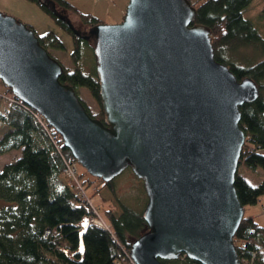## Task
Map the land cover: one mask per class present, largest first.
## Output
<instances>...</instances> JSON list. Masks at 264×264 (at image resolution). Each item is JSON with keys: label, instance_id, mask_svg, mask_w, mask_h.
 Returning <instances> with one entry per match:
<instances>
[{"label": "water", "instance_id": "obj_1", "mask_svg": "<svg viewBox=\"0 0 264 264\" xmlns=\"http://www.w3.org/2000/svg\"><path fill=\"white\" fill-rule=\"evenodd\" d=\"M196 14L191 0H129L121 21L91 26L100 119L60 79L64 65L35 30L0 11L3 83L90 174L110 181L131 167L143 180L148 227L130 247L138 264H170L182 252L202 264H245L235 242L245 214L235 186L247 137L241 106L261 89L216 58Z\"/></svg>", "mask_w": 264, "mask_h": 264}, {"label": "trees", "instance_id": "obj_2", "mask_svg": "<svg viewBox=\"0 0 264 264\" xmlns=\"http://www.w3.org/2000/svg\"><path fill=\"white\" fill-rule=\"evenodd\" d=\"M29 1L36 3L66 30L71 37L70 55L74 62L82 58L88 46L94 49L89 27L103 22L102 18L81 10L74 0ZM252 1L191 0L197 9L195 22L211 29L216 58L227 63L239 79L251 76L260 86L259 97L241 106L240 120L247 137L239 166L244 163L257 170L258 167L264 168V35L250 18L245 17V10ZM114 2L118 5L117 1ZM124 12L125 9L122 16ZM70 14L76 17L75 21ZM261 14L264 15V6ZM70 20L78 32L68 25ZM30 26L52 56V49L66 47L56 31L39 34L33 25ZM241 48H252L258 57L253 61L245 55L248 63L244 64L227 55L231 51L236 54ZM60 79L71 84L75 90L86 86L100 101L96 74L64 65ZM5 87L11 94L7 96L0 92V127H7L0 137V152L22 148V154L0 169V197L6 201L0 205V264L129 262L125 251L130 250L132 240L148 227L143 210L123 202L118 214L108 208L104 213L111 231L90 223V211L81 204L72 180L65 182L62 178L65 163L77 159L46 119L15 96L9 86ZM81 100L90 114L103 118L101 110L94 113ZM114 181L102 182L117 196ZM235 186L244 205L257 203L264 194V178L252 184L239 168ZM235 241L245 264H264V225L253 215L244 214ZM167 260L170 264H202L185 254L182 258Z\"/></svg>", "mask_w": 264, "mask_h": 264}, {"label": "rangeland", "instance_id": "obj_3", "mask_svg": "<svg viewBox=\"0 0 264 264\" xmlns=\"http://www.w3.org/2000/svg\"><path fill=\"white\" fill-rule=\"evenodd\" d=\"M114 1H117L118 5ZM74 2L81 10L96 14L102 18L105 23L121 21L125 12L123 16L122 13L128 4V0H74ZM263 6L264 0H253L249 8L245 10V17H248L253 21L254 25L262 35H264V15L261 14ZM0 11L14 15L22 21L33 25L39 34H44L48 30L56 31L60 37H62L66 47L64 49L54 48L50 52L64 65L69 66L72 69L80 67L86 73L96 74L97 76L94 49H91V47L88 46L85 48L82 58L79 59L77 63L74 62L70 55L72 49L71 37L66 30L58 25L53 17L41 9L36 3L29 0H0ZM70 16L75 21L76 17H73L72 14H70ZM70 22L72 23L71 20ZM90 28L91 26L89 27V30ZM227 55L231 58L235 57V59L244 64L248 63L245 55L250 56L252 60L258 57L256 51L252 48H241L236 54L231 51V53L227 52ZM76 90L79 96L89 105L94 113L101 110L100 101L93 96L90 89L86 86H79ZM0 92L6 93L7 96L11 94L6 91V87L1 78ZM6 130L7 127H0V137L3 136ZM57 146L60 149L58 144ZM21 154L22 148L0 152V169H2L6 163L17 159ZM239 171L252 184H257L264 178V168L262 167H258L257 170H254L243 163L239 166ZM63 173L64 175L62 174V178L64 181L69 182L70 179L72 180L71 184H74L75 190H77L80 195L81 204L87 209V211H90V223H94L97 226L100 225H98L96 220L105 222L107 226L109 225L110 222L104 213L108 208L113 209L114 212L118 214L121 212L122 202L135 209L141 210L144 209L147 203L148 196L144 182L129 167L113 178L115 180L114 189L117 196L113 194L114 191H111L108 187L104 186L102 182L104 179L91 175L88 170L77 161H67ZM98 188L101 189L98 190ZM4 203H6V201L0 197V205ZM245 213L254 215L257 221L264 225V194L260 197V200L257 203L245 205ZM108 228L106 227V229Z\"/></svg>", "mask_w": 264, "mask_h": 264}, {"label": "built area", "instance_id": "obj_4", "mask_svg": "<svg viewBox=\"0 0 264 264\" xmlns=\"http://www.w3.org/2000/svg\"><path fill=\"white\" fill-rule=\"evenodd\" d=\"M95 222V221H94ZM96 222L98 223V225H100V226H102V227H109V226H107V224L105 223V222H103V221H97L96 220ZM126 253H127V256H128V259H129V262H125V263H123V262H121V263H119V264H137L136 263V261L131 257V255H130V253H129V251H125Z\"/></svg>", "mask_w": 264, "mask_h": 264}, {"label": "bare ground", "instance_id": "obj_5", "mask_svg": "<svg viewBox=\"0 0 264 264\" xmlns=\"http://www.w3.org/2000/svg\"><path fill=\"white\" fill-rule=\"evenodd\" d=\"M26 23V22H25ZM28 26H30L29 25V23H26ZM31 28H33L32 26H30ZM34 29V28H33ZM39 37V36H38ZM40 39V38H39ZM53 57H55V56H53ZM56 58V57H55ZM57 59V58H56ZM58 60V59H57Z\"/></svg>", "mask_w": 264, "mask_h": 264}, {"label": "clouds", "instance_id": "obj_6", "mask_svg": "<svg viewBox=\"0 0 264 264\" xmlns=\"http://www.w3.org/2000/svg\"><path fill=\"white\" fill-rule=\"evenodd\" d=\"M186 255V254H185ZM188 256V255H187Z\"/></svg>", "mask_w": 264, "mask_h": 264}]
</instances>
